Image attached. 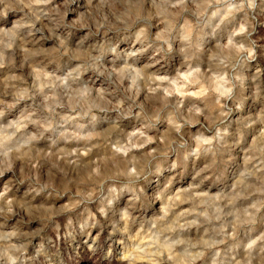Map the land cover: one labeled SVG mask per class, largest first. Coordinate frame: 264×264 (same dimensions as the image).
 Wrapping results in <instances>:
<instances>
[{"label": "clouds", "instance_id": "1", "mask_svg": "<svg viewBox=\"0 0 264 264\" xmlns=\"http://www.w3.org/2000/svg\"><path fill=\"white\" fill-rule=\"evenodd\" d=\"M0 264H264V0H0Z\"/></svg>", "mask_w": 264, "mask_h": 264}]
</instances>
